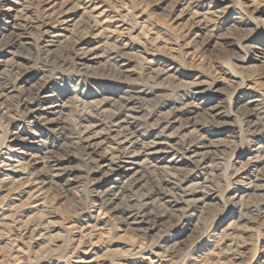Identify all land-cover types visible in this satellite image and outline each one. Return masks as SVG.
<instances>
[{"label": "rangeland", "instance_id": "374dc122", "mask_svg": "<svg viewBox=\"0 0 264 264\" xmlns=\"http://www.w3.org/2000/svg\"><path fill=\"white\" fill-rule=\"evenodd\" d=\"M51 6L0 0V178L47 185L32 210L0 184L40 224L2 228L0 264H264V0H60L65 32ZM126 154L130 175L101 165Z\"/></svg>", "mask_w": 264, "mask_h": 264}, {"label": "bare ground", "instance_id": "6f19581e", "mask_svg": "<svg viewBox=\"0 0 264 264\" xmlns=\"http://www.w3.org/2000/svg\"><path fill=\"white\" fill-rule=\"evenodd\" d=\"M48 2L52 3V6L47 9L46 13L48 14V18L50 20H54V22L56 23V27L60 26V30L65 32L67 28L69 27H74L75 25V18L69 19L66 18L64 16H58L56 17L55 15V6L57 7V5L59 4L60 0H47ZM72 1V0H71ZM72 3V2H71ZM70 4V3H69ZM73 5V4H72ZM71 6V5H70ZM77 6V5H76ZM69 7V6H68ZM79 7V6H78ZM80 8V7H79ZM74 10V9H73ZM100 16V15H99ZM96 18H92V28L95 29V31H99V33L101 34L102 30H101V22H97L95 21ZM46 28V27H45ZM91 28V27H90ZM104 29V28H103ZM106 32L107 30L104 29ZM115 30V29H114ZM69 31V30H68ZM97 33V32H96ZM104 33V32H103ZM111 33V32H109ZM106 34V33H104ZM103 34V35H104ZM108 34V32H107ZM110 35V34H109ZM99 36V34H98ZM104 37V36H103ZM50 38H65V35L62 33H54L50 36ZM115 38V37H114ZM100 42V41H99ZM113 45V44H112ZM127 45V44H126ZM105 46V44L103 45ZM107 46V45H106ZM97 47V46H96ZM112 47V46H111ZM102 49V47H101ZM119 49V48H118ZM121 49V48H120ZM100 50V47H99ZM98 49H92V50H88L85 54H90V59L89 61H99L104 59L105 57L103 56L102 53L99 52ZM117 50V49H116ZM105 51V49H104ZM79 53L77 54V59L79 61H84L82 58V48L78 51ZM102 52V51H101ZM119 52V51H118ZM122 54V53H121ZM114 56H116L114 54ZM121 56V55H120ZM125 56V55H124ZM122 56V57H124ZM74 57V56H73ZM72 57V58H73ZM77 60V61H78ZM107 60V59H106ZM77 64V63H76ZM80 64V63H79ZM82 65V64H80ZM84 66V65H83ZM82 66V67H83ZM81 67V68H82ZM81 70V69H80ZM163 71V70H162ZM168 71V70H167ZM167 71H163L165 74ZM126 72V71H125ZM121 73V72H120ZM124 73V72H123ZM128 74V73H127ZM122 75V74H121ZM119 74V76H121ZM124 76V75H123ZM125 77V76H124ZM126 78V77H125ZM126 82V81H125ZM198 85H195L193 87V89H196L195 91H197V95H200L198 92ZM192 87V86H191ZM196 93V92H195ZM129 102V101H128ZM130 116H126L124 120L118 121L116 123L112 122V127H114L113 132L116 134V143L117 146L123 147L124 145H130V146H134L136 144L135 141H133V137L131 136V134H128V127L130 126L128 118ZM48 122H45L44 124H46ZM132 124V123H131ZM130 128V127H129ZM135 130V129H134ZM128 135H126V133ZM130 132V131H129ZM125 133V134H124ZM135 135V134H133ZM78 136V135H77ZM112 136V135H111ZM135 137V136H134ZM200 137V136H199ZM12 141H14V139H12ZM199 143V142H198ZM139 145V144H138ZM137 145V146H138ZM116 146V147H117ZM140 146V145H139ZM115 147V149H116ZM129 147V146H128ZM126 147V148H128ZM191 147V148H190ZM189 147V156L188 159H190V161L195 160L198 158L199 152H198V148H192L194 146H190ZM131 148V147H130ZM114 149V150H115ZM125 149V148H124ZM136 149V148H135ZM107 150V149H106ZM138 150V149H137ZM257 150V149H256ZM111 150H109L108 153ZM161 151V150H160ZM184 151V150H183ZM117 152V151H116ZM132 152V150H131ZM137 152H140L139 150ZM136 152V154H138ZM122 153V152H121ZM125 153V152H124ZM170 153V152H169ZM120 154V153H119ZM131 154V153H130ZM130 154H126L124 157H122L120 160L117 159H111L110 157L108 158L106 155L103 157H100L104 159L103 162H101L102 167H105L107 169H114L115 167H117V165H124L125 167V171L129 172V175L132 171H135V169L142 164V161H140L139 158H135V156L130 155ZM100 156V155H99ZM123 156V155H122ZM143 157V156H142ZM142 160H145V156ZM148 160V159H147ZM146 160V161H147ZM145 161V162H146ZM29 162V161H28ZM199 162V161H198ZM31 163V161H30ZM127 163V164H126ZM147 163V162H146ZM25 164V163H24ZM208 165V164H207ZM6 168L5 171H7L9 174L5 175L3 178H0V184L4 187L5 193L6 195H4L7 198H10L12 200H17L19 197H23L25 196V205L31 206V209L34 210L36 208H39L41 204H43L45 202V196H46V182H45V178L44 176L37 174V172H34L33 169H30L28 173H25L23 170L22 165L20 164V162L16 161L14 164H5L4 165ZM33 168L35 166V163L31 165ZM144 166V165H143ZM141 168V167H140ZM153 168V167H152ZM120 169V167H119ZM142 170V169H141ZM140 170V171H141ZM138 171V170H136ZM19 173V174H18ZM136 173V172H135ZM10 174H18V178L14 179ZM132 176V175H131ZM130 178V176L127 178V175L123 178V180L125 181V183L127 182V180ZM122 183V182H121ZM120 186V184L118 185ZM122 186V185H121ZM119 188V187H118ZM113 188H110V192H114L112 190ZM115 190V189H114ZM121 190H119L120 193ZM116 195V192H114ZM4 197V199H5ZM247 197V196H246ZM245 198V197H244ZM3 199V200H4ZM94 200V199H93ZM98 200V199H97ZM111 202V201H110ZM10 203V202H9ZM12 203V202H11ZM9 204L6 209L0 208V211H2L0 213V230L4 227H6L7 225H9V222H11L14 226L16 225H23L22 229H20L21 231V235L24 238L27 239H32L33 237H35L36 235H38L39 230L36 228L37 226H39V222L37 223L36 221L33 220H28V221H24L21 222L20 216H17V207H13V204ZM240 203V202H239ZM112 204V203H111ZM12 205V206H11ZM106 205V204H105ZM17 206V205H16ZM4 207V206H3ZM102 207V206H101ZM108 208V207H107ZM3 209V210H2ZM41 209V208H40ZM12 211H14V213L12 214ZM142 219V217H141ZM146 220V219H145ZM39 221V220H38ZM142 221V220H141ZM45 223V222H44ZM63 223V222H62ZM66 224V223H65ZM42 225V223H41ZM46 225V224H45ZM33 226V227H31ZM77 226V225H76ZM82 227V226H81ZM89 227V226H87ZM19 228V227H18ZM47 229V228H46ZM45 229V230H46ZM66 231V230H65ZM3 232V231H2ZM14 232V231H13ZM46 232V231H45ZM15 233V232H14ZM43 235V234H42ZM3 236V235H2ZM22 238V237H21ZM23 238V239H24ZM15 239V238H14ZM22 240V239H21ZM14 241V240H13ZM15 244V243H14ZM55 249V248H54ZM209 255V254H208ZM206 256V255H205ZM208 257V256H207ZM206 257V258H207ZM78 260V259H77ZM81 263V260H79ZM78 262V261H76Z\"/></svg>", "mask_w": 264, "mask_h": 264}]
</instances>
